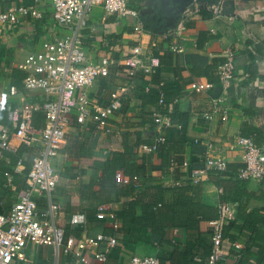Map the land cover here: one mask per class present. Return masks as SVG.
Returning <instances> with one entry per match:
<instances>
[{
    "label": "crops",
    "instance_id": "obj_1",
    "mask_svg": "<svg viewBox=\"0 0 264 264\" xmlns=\"http://www.w3.org/2000/svg\"><path fill=\"white\" fill-rule=\"evenodd\" d=\"M190 0H130L129 6L139 9L141 19L150 26L164 22L161 11ZM35 0H0V12L12 5H32ZM221 2L228 13L238 14L234 22L217 18L210 11H202L190 20L183 41L184 50L169 48L168 39L161 29L142 36L133 29V16L108 14L101 5L91 12L88 25L82 31L89 59L102 57L115 60L106 73L98 76L85 91L91 113L114 100L117 94L120 107L110 116V130L100 128L91 117L85 122L71 116L67 128V141L54 164L60 174L58 185L49 192L37 194L38 206L47 209L51 203L59 204L56 222L66 229L67 236L76 242L85 236L99 233L116 235L118 244L107 254L104 264H129L133 254L156 255L162 264H209L211 252L212 220L219 216V188L201 173L200 181L194 182L195 172L205 166L209 143L211 153L227 161L222 171L224 181L233 185L245 182L235 204L236 217L225 226V257L218 264H264V178L244 179L238 170L245 165L242 149L238 145L241 136L252 137L264 145V0H213ZM62 31L54 23L51 1L43 0L41 17H25L18 23L3 25L0 22V98L9 93L10 87H18V93L10 96L8 109H0V212L8 213L17 199L18 192L27 186V174L32 157L38 152L36 145L23 143L14 133L15 128L9 111L29 102H40V91H29L23 86L26 71L21 63L33 51L39 50L42 41ZM140 40L146 45V56L159 58L160 65L151 72L138 70L129 74L125 64L133 46ZM235 51L234 78L228 86L222 84L218 69L215 77L211 67L224 60L226 49ZM214 74V72H213ZM193 81L212 82L203 90L191 88ZM164 90L169 112L178 107L185 114L187 140L179 143L180 121L172 130L167 129L169 144L177 145L173 165L165 172L162 151H147L142 145L152 143L158 132L153 120V110L161 109L154 94ZM174 95V96H173ZM220 98L218 108L214 99ZM176 100V103H172ZM229 117H223V111ZM36 113V114H35ZM33 123L37 128L45 124L42 110L35 112ZM165 113V112H164ZM169 114V113H167ZM211 114V116H209ZM2 135L10 147H2ZM126 142L135 152V161L142 176L132 180L135 189L118 193L115 189L101 187L102 165L113 160L115 153L126 152ZM188 162L189 165L185 166ZM122 170V169H120ZM8 173V174H7ZM119 187L129 184L130 177L118 171ZM201 184L200 201L195 220L185 222L162 220V232L153 233L147 225L133 227L124 223V208L128 202L139 200L136 212L145 215L144 202L152 199L155 186H174L186 181ZM200 211V213H199ZM76 212L86 214L83 225L72 224L70 218ZM105 216L100 217L99 213ZM171 216L172 213H169ZM183 220V219H182ZM117 226H115V225ZM234 243H241L238 251ZM104 244L85 248L84 264H102L98 252H104ZM11 264H79L72 252L57 254L50 244L28 242L26 259H15Z\"/></svg>",
    "mask_w": 264,
    "mask_h": 264
},
{
    "label": "built area",
    "instance_id": "obj_2",
    "mask_svg": "<svg viewBox=\"0 0 264 264\" xmlns=\"http://www.w3.org/2000/svg\"><path fill=\"white\" fill-rule=\"evenodd\" d=\"M51 11L55 25L62 31L42 41L39 50L31 52L21 63V68L26 71L23 86L29 91H40L44 98L40 102H29L9 111V117L15 128V135L29 145H36L38 152L32 157L31 167L27 174V186L17 194L8 213L0 212V264H11L15 259H26V245L28 242L36 244H50L54 246L57 254L60 251L72 252L79 264H84L83 250L89 246L104 244V252L97 253V259L104 264L108 252L117 246L116 235L99 233L96 236H85L78 240L73 249L75 239L67 236L66 229L56 222L60 205L51 203L47 209L41 210L38 206L37 194L49 192L58 183L60 174L57 171L54 158L59 154L67 141V128L71 116L76 115L77 121L83 123L87 118H93L100 128L110 130V116L120 107L117 94L114 100L102 107L97 113H91L89 98L85 91H80L86 86L93 85L98 76L107 72L109 66L115 62L107 56L99 61L89 59L87 48L84 44L82 31L88 25L93 8L101 5L108 14L119 16H133V29L139 35L155 32L161 29L168 39L169 48L174 51L184 50L183 41L190 20L200 15L202 11H210L217 18H226L234 22L238 18L236 13L226 12L221 2H203L190 0L176 7L161 11L164 22L159 26H150L140 17L139 9L129 6L130 0H50ZM43 0H35L32 5L16 4L0 12V22L3 25L18 23L25 17H41ZM146 45L140 40L132 48L131 54L125 58L129 67V74L135 75L138 70L151 72L160 65L159 58L146 56ZM235 51L226 49L224 60L219 64L218 74L222 84L228 86L234 78ZM1 72V69H0ZM213 86L212 82L193 81L191 88L203 90ZM18 87L12 85L9 93L0 98V109L7 110L10 96L18 93ZM221 100L214 99L215 108ZM165 103L163 90L160 93L159 104ZM172 103H176L174 100ZM42 110L45 115V124L37 128L33 123L34 113ZM227 119L229 112L223 111ZM153 118L158 127V132L152 143L143 144L147 151H156L166 139V130L175 126L171 116L160 109L153 110ZM211 116V114H209ZM1 146L10 147V143L2 135ZM238 145L242 149L245 165L238 170V176L244 179L264 178V145L256 143L254 138L241 136ZM213 144L209 143L205 158V166L194 174V182H199L201 173L207 174L212 169L224 171L227 161L223 156L211 153ZM173 165V163H172ZM189 165L188 162L185 166ZM8 174V173H7ZM235 204L222 202L219 205V216L212 220L211 252L208 257L209 264H218L225 257L224 228L236 216ZM105 216L104 212L99 213ZM87 221L86 214L76 212L72 214V224L83 225ZM115 225V224H114ZM117 226V225H115ZM234 248L240 250L241 243H234ZM129 264H162L156 255L133 254Z\"/></svg>",
    "mask_w": 264,
    "mask_h": 264
},
{
    "label": "trees",
    "instance_id": "obj_3",
    "mask_svg": "<svg viewBox=\"0 0 264 264\" xmlns=\"http://www.w3.org/2000/svg\"><path fill=\"white\" fill-rule=\"evenodd\" d=\"M200 1L212 2L213 0ZM217 69L218 67L216 65V62H214V65L211 67L213 77H215V72L217 71ZM154 96H156V99H158L159 101L160 94L156 93L154 94ZM168 102L169 99L167 101L165 100V103L161 105L162 112L169 113L173 123H177L179 121L181 122V125L179 126L178 142L184 143L187 140L185 127L186 122L183 120V116L185 114L179 112L178 107H175L174 111L170 113ZM34 117L36 116L34 115ZM173 128V126H170L167 129L172 130ZM160 149L162 151V164L164 171L168 172L174 158V153L178 150L177 145L175 146L169 144L168 140H166L162 143ZM133 151L134 149L132 150L130 144L126 142L125 153H115L113 160H109L102 165L103 174L100 178L101 187L115 189L117 194L120 192L129 193L135 189V186L131 179L136 176L140 178L142 176V171L135 161V152ZM118 171H122L126 176L130 177L129 184H127L126 186L122 184V187H119V180L117 176ZM221 172L222 171L218 169H212L207 173L209 176V180L215 183L219 188L223 189L222 192H220L221 201H238L239 194L243 191L242 188H245L246 186L245 182H242V184L240 185H233L230 181L223 180ZM155 188L157 190L155 196L143 203L145 207V215L139 216L136 212L135 207L137 206L139 200H133L127 203L124 208L123 214L125 225H129L130 227H133L135 224L140 226L147 225L149 228H151L153 233L159 234L162 232V228L159 227V223L162 220L170 219L172 222H175L176 218L175 224H177V222H185L184 219L189 221L195 220L197 218L198 207L200 208L202 206V203L200 201V183L195 184L189 180L180 185H158L155 186ZM168 212L172 213L171 216H169ZM234 222L235 221L230 220L228 224L234 226Z\"/></svg>",
    "mask_w": 264,
    "mask_h": 264
}]
</instances>
